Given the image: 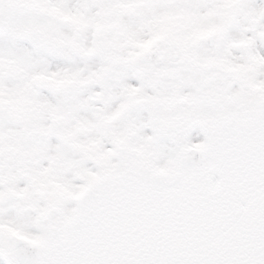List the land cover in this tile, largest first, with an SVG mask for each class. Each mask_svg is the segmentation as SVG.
<instances>
[{
	"label": "snow or ice",
	"instance_id": "6c2138e0",
	"mask_svg": "<svg viewBox=\"0 0 264 264\" xmlns=\"http://www.w3.org/2000/svg\"><path fill=\"white\" fill-rule=\"evenodd\" d=\"M0 264H264V0H0Z\"/></svg>",
	"mask_w": 264,
	"mask_h": 264
}]
</instances>
